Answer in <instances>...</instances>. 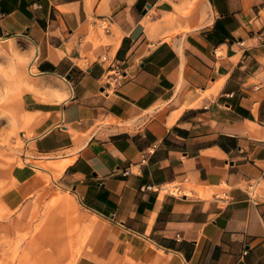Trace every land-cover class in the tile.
Instances as JSON below:
<instances>
[{"label":"crops","instance_id":"0c3cea01","mask_svg":"<svg viewBox=\"0 0 264 264\" xmlns=\"http://www.w3.org/2000/svg\"><path fill=\"white\" fill-rule=\"evenodd\" d=\"M1 38L33 47L21 126L51 163L33 166L108 231L264 264V0H0Z\"/></svg>","mask_w":264,"mask_h":264},{"label":"rangeland","instance_id":"374dc122","mask_svg":"<svg viewBox=\"0 0 264 264\" xmlns=\"http://www.w3.org/2000/svg\"><path fill=\"white\" fill-rule=\"evenodd\" d=\"M32 58L27 40L0 39V264H184L141 237L108 231L70 190L33 166L51 163L30 150L21 126L24 101L39 92L28 72ZM32 172L42 174V186L11 206L7 192Z\"/></svg>","mask_w":264,"mask_h":264},{"label":"bare ground","instance_id":"6f19581e","mask_svg":"<svg viewBox=\"0 0 264 264\" xmlns=\"http://www.w3.org/2000/svg\"><path fill=\"white\" fill-rule=\"evenodd\" d=\"M32 65V64H31ZM31 65L29 64V66H28V72H29V74H31V75H34L35 73H32V68H31ZM35 166V165H34ZM37 166V165H36ZM53 176H52V178H54L55 177V175L57 174V172H52L51 173ZM51 177V176H50ZM65 202L66 201H64V204H65ZM67 204V203H66Z\"/></svg>","mask_w":264,"mask_h":264},{"label":"built area","instance_id":"2783aa9c","mask_svg":"<svg viewBox=\"0 0 264 264\" xmlns=\"http://www.w3.org/2000/svg\"><path fill=\"white\" fill-rule=\"evenodd\" d=\"M105 58L106 57H103V59H105ZM113 74H114L115 79H118L122 76V72L119 69H117Z\"/></svg>","mask_w":264,"mask_h":264},{"label":"water","instance_id":"95a60500","mask_svg":"<svg viewBox=\"0 0 264 264\" xmlns=\"http://www.w3.org/2000/svg\"><path fill=\"white\" fill-rule=\"evenodd\" d=\"M66 78H69V76H67Z\"/></svg>","mask_w":264,"mask_h":264}]
</instances>
